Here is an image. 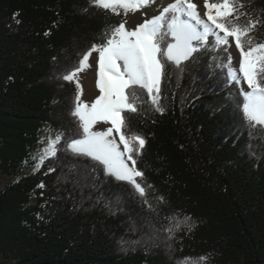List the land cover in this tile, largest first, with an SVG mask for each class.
Segmentation results:
<instances>
[{
	"label": "trees",
	"instance_id": "1",
	"mask_svg": "<svg viewBox=\"0 0 264 264\" xmlns=\"http://www.w3.org/2000/svg\"><path fill=\"white\" fill-rule=\"evenodd\" d=\"M243 3L240 23L264 20V0ZM119 21L92 0H0V172L13 177L0 264H264V126L244 118L214 37L179 66L162 60L158 103L137 86L122 113L125 136L145 141L131 145L143 194L68 148L83 132L63 76ZM250 35L264 43V23ZM45 126L56 153L38 162Z\"/></svg>",
	"mask_w": 264,
	"mask_h": 264
},
{
	"label": "snow or ice",
	"instance_id": "2",
	"mask_svg": "<svg viewBox=\"0 0 264 264\" xmlns=\"http://www.w3.org/2000/svg\"><path fill=\"white\" fill-rule=\"evenodd\" d=\"M153 2L92 0L95 6L111 10L116 15H120L119 9L127 15ZM203 7L206 11L202 17L193 0H172L159 15L145 19L132 30L126 29L125 23H120L111 29V35L106 33L99 45L94 44L89 52L83 54L78 68L63 76L65 80H74L78 72L90 66L87 62L92 52H98V79L95 83L99 95L91 104L81 102L82 88L76 82L77 95L72 114L80 121L83 139H73L68 148L98 161L117 179L130 181L141 194L144 190L135 177L142 176V173L135 168L132 153L142 149L145 141L140 136H125L122 129L127 125L122 113L137 110V86L147 91L153 104L158 103L164 68L162 60L179 66L196 51L193 41L207 45L211 36L215 38L214 47L225 51L232 46L230 38L234 41L239 51L238 68L232 66L229 55L228 76L237 82L242 76L247 84L248 90L242 92L244 118L253 127L264 126V43L254 44L250 35L264 20L248 18L245 23H240L241 17L248 15L241 11L244 8L243 0H204ZM168 35L174 42L162 47L161 40ZM98 122L111 126L105 131H93ZM114 132L119 134V143L113 137ZM133 141L139 145V149L131 146ZM120 144H123V151ZM49 149L46 156H54L55 143L50 144ZM126 153L132 167L126 162Z\"/></svg>",
	"mask_w": 264,
	"mask_h": 264
},
{
	"label": "rangeland",
	"instance_id": "3",
	"mask_svg": "<svg viewBox=\"0 0 264 264\" xmlns=\"http://www.w3.org/2000/svg\"><path fill=\"white\" fill-rule=\"evenodd\" d=\"M172 0H154L153 3H150L149 6L142 8L139 11L136 12H129L127 15H124V12L122 9H119L120 15H117L120 17V23H125V27L128 30L134 29V27L140 23H142L145 19H150L153 16L159 15L160 11L164 7H166ZM194 3L198 5V10L200 11L202 17L206 9L203 7L204 0H193ZM111 13H113L111 10H109ZM114 14V13H113ZM116 15V14H115ZM206 19V17H204ZM174 42V41H172ZM194 43V41H193ZM230 44L232 45L231 47H228V54L231 55L232 57V66L238 68V58H239V51L235 48L234 41L230 38ZM99 45V44H97ZM98 56V52H92L91 56L89 57L88 60V67H85L84 70L90 69L92 70L95 65H96V57ZM85 78V74L81 71L78 72L75 79L72 80L74 83L76 89L77 85L76 82L78 81L80 84V87L82 88V94L80 95V100L81 102L84 103H89L90 104V99L95 97L98 94L97 89L91 90L87 89L83 85V80ZM240 85V88L243 91L248 90L247 89V84L243 81V78L241 76L240 81L238 82ZM97 91V92H96ZM110 124L104 123V122H99L98 126L93 128V131H105L108 127H110ZM59 137V134L50 129L49 127L45 126L42 130V136H41V141L40 144L35 151V157L38 162L42 160V157H46V153L49 152V145L52 143H56L57 138ZM113 137L116 139L117 143H119V134L118 133H113ZM111 138V137H110ZM83 139V138H82ZM120 149L123 151V144H120ZM48 156V155H47ZM125 159L126 162L129 163L130 167H132V162L127 161V153L125 154ZM39 163L37 165H28L26 164L22 170H20L19 175L21 174H26L29 172L34 171ZM13 177H10L8 175H4L0 172V189L9 181H11Z\"/></svg>",
	"mask_w": 264,
	"mask_h": 264
},
{
	"label": "bare ground",
	"instance_id": "4",
	"mask_svg": "<svg viewBox=\"0 0 264 264\" xmlns=\"http://www.w3.org/2000/svg\"><path fill=\"white\" fill-rule=\"evenodd\" d=\"M82 72L85 74V78L83 80V85L87 89H91V90L97 89V91H98V94L95 97L90 99V104H91V103H93L95 101V99L99 95V89L96 87V83H95L96 79H98V75H97V73H98V56L96 57V65H95V67L92 70L86 69V70H83ZM98 124H99V122L94 127L98 126ZM128 165H129V163H128Z\"/></svg>",
	"mask_w": 264,
	"mask_h": 264
},
{
	"label": "water",
	"instance_id": "5",
	"mask_svg": "<svg viewBox=\"0 0 264 264\" xmlns=\"http://www.w3.org/2000/svg\"><path fill=\"white\" fill-rule=\"evenodd\" d=\"M115 176V175H114Z\"/></svg>",
	"mask_w": 264,
	"mask_h": 264
}]
</instances>
